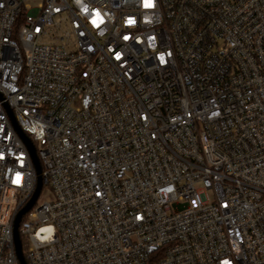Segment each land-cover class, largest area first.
<instances>
[{
    "label": "built area",
    "instance_id": "obj_1",
    "mask_svg": "<svg viewBox=\"0 0 264 264\" xmlns=\"http://www.w3.org/2000/svg\"><path fill=\"white\" fill-rule=\"evenodd\" d=\"M15 123L28 264H264V0H0V264Z\"/></svg>",
    "mask_w": 264,
    "mask_h": 264
},
{
    "label": "water",
    "instance_id": "obj_2",
    "mask_svg": "<svg viewBox=\"0 0 264 264\" xmlns=\"http://www.w3.org/2000/svg\"><path fill=\"white\" fill-rule=\"evenodd\" d=\"M11 116H12V118H14L12 113H11ZM16 127H17V130L19 131L21 137L23 138V140L28 145L31 158H32L33 164H34L36 172H37L36 190H35L34 194L32 195V197L30 198V200L26 203V205L24 207H22L20 209V211L18 212V215H17L16 220H15V225H14V243H15V249H16L17 256L20 259L21 264H28L25 257H24V254H23L22 240H21V236H20V232H19L18 227H19L20 221L22 219V216L34 206V204L36 203V201L40 195V192L42 190V187H43L42 164H41V161H40L39 156L37 154L36 148H35L34 144L32 143V141L30 140V138L28 137V135H26V133L17 124H16Z\"/></svg>",
    "mask_w": 264,
    "mask_h": 264
},
{
    "label": "rangeland",
    "instance_id": "obj_3",
    "mask_svg": "<svg viewBox=\"0 0 264 264\" xmlns=\"http://www.w3.org/2000/svg\"><path fill=\"white\" fill-rule=\"evenodd\" d=\"M52 198H53V191L51 187L49 185H45L40 192V195L38 197V202L41 203L44 201H50ZM24 219L31 220L29 215L24 217ZM24 247H25V242H24Z\"/></svg>",
    "mask_w": 264,
    "mask_h": 264
},
{
    "label": "trees",
    "instance_id": "obj_4",
    "mask_svg": "<svg viewBox=\"0 0 264 264\" xmlns=\"http://www.w3.org/2000/svg\"><path fill=\"white\" fill-rule=\"evenodd\" d=\"M44 186H45V185H43V187H44ZM43 187H42V188H43Z\"/></svg>",
    "mask_w": 264,
    "mask_h": 264
},
{
    "label": "snow or ice",
    "instance_id": "obj_5",
    "mask_svg": "<svg viewBox=\"0 0 264 264\" xmlns=\"http://www.w3.org/2000/svg\"><path fill=\"white\" fill-rule=\"evenodd\" d=\"M161 59H163V58H161Z\"/></svg>",
    "mask_w": 264,
    "mask_h": 264
}]
</instances>
